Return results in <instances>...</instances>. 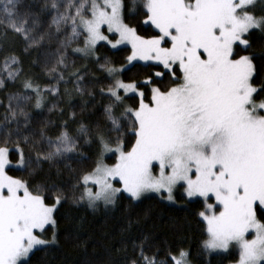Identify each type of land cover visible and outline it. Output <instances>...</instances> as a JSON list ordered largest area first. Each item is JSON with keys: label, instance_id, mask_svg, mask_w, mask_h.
<instances>
[{"label": "snow or ice", "instance_id": "6c2138e0", "mask_svg": "<svg viewBox=\"0 0 264 264\" xmlns=\"http://www.w3.org/2000/svg\"><path fill=\"white\" fill-rule=\"evenodd\" d=\"M258 2L264 4V0H46L37 13L26 9L23 0H0V24L25 41V50L39 48L45 38L60 45L41 54L45 66L55 60L49 71L56 73L57 84L42 90L25 80L24 92L9 95L0 124V264H31L35 251L58 243L54 213L64 198L55 186L33 189L8 175L13 151L8 145L15 146L20 168L35 170L44 161L76 153L81 138L98 150L92 171L78 182L84 189L77 202L86 198L87 206L95 209L98 201L114 205L124 193L133 201L156 194L175 203L174 193L182 189L189 200L198 197L204 202L205 210L198 215L206 225L202 246L206 253L232 249L238 264H264V99H258L264 96V86L254 85L253 57L237 51L238 46H250L248 37L254 30L264 33V15L254 11ZM45 13H50L46 30ZM126 14L143 16V23L155 33L150 38L138 35L125 22ZM105 27L119 36L115 43ZM81 40L83 47L74 52L92 56L101 41L114 49L126 43L132 49L129 64L142 61L160 70L142 82L141 90L120 79L123 68L106 62L112 82L104 115L110 127L97 124L93 131L81 123L73 136L65 122L55 139L46 133V125L40 128L39 139L35 132L25 134L31 124L25 110L28 101L35 98L34 107L41 109L44 93L58 95L64 79L58 69L67 67L62 50ZM18 63L12 56L4 68ZM19 73L16 68L7 79L15 81ZM73 75L83 80V75ZM4 86L0 78V88ZM76 90H81L79 84ZM129 94L138 98L135 106L126 103ZM13 123L16 126L9 127ZM21 144L33 149L34 159L25 156ZM108 154H114L111 165L105 162ZM45 191L54 193L53 203L47 202ZM48 230L52 235L45 238ZM140 255L143 264H157L155 257L144 254L142 245ZM188 256L181 250L178 258L173 257L174 264H190Z\"/></svg>", "mask_w": 264, "mask_h": 264}, {"label": "trees", "instance_id": "16d2710c", "mask_svg": "<svg viewBox=\"0 0 264 264\" xmlns=\"http://www.w3.org/2000/svg\"><path fill=\"white\" fill-rule=\"evenodd\" d=\"M50 3V0H48ZM46 0H23L24 7L33 12H41ZM255 14L264 15V8L256 6ZM45 21L44 29L50 22V13L42 17ZM143 16L134 18L126 14L125 22L137 29V34L150 38L154 33L150 25L143 23ZM54 31V28L52 29ZM63 33H61V39ZM250 46L244 49L238 46L239 55L245 54L253 57L256 66L254 85L257 88L264 86V33L254 30L248 37ZM82 40L73 43L66 50H62L65 56L66 68H59L64 79L59 81V93L56 96L44 93L41 109L34 107L35 98L28 101L26 111L30 113L31 124L24 130L25 134L35 132V139H39V130L46 125V133L55 139L67 122V129L73 136L83 123L89 129L95 131V125L102 128L110 123L104 115L105 107L110 103L107 97V89L111 78L104 67L119 69L127 63L130 49L121 47L115 50L105 44L96 46L95 55L84 57L74 52V48H81ZM60 47L59 42H49L45 38L39 48L26 49L25 41L13 33L4 24H0V78L4 79L5 86L0 88V124H3V116L8 105L10 94L24 92L23 82L31 80L41 89L50 88L57 84L56 73L49 70L55 64L45 66L42 52L46 49L55 51ZM15 56L18 64L4 68L7 58ZM19 68L20 73L15 81L7 79L8 72ZM118 73L125 83H136L143 89L142 82L158 67H148L145 64L133 63L123 68ZM83 75V80H78L77 75ZM79 84L80 91L76 90ZM105 92L102 94L101 89ZM35 97L34 93L28 91ZM133 95L125 97L128 105L135 106L138 98ZM258 99H264L259 96ZM22 121V118H20ZM15 123L9 127H15ZM31 143V141H30ZM130 143V142H129ZM26 157L35 158V152L29 146L21 144ZM8 147L13 149L9 158L11 166L6 169L8 175L20 179L29 184L31 188L37 185L43 188L55 186L63 194L61 204L54 213L57 221L56 245L35 251L31 257V264H143L140 255V246L149 258L155 257L157 264H173L171 256H176L181 250L189 253L191 264H228L235 261L236 253L208 254L203 249V241L207 237L206 226L198 215L203 210L200 200L188 201L178 195L177 199L183 204L170 205L158 197L150 196L139 201H133L130 197L120 194L116 203L112 206L100 207L97 210L90 209L84 202H77L82 194V184L78 183L82 176L91 172L94 167L97 145L79 141L76 153L69 154L68 158L53 162L44 161L39 169H23L19 166V158L15 153L13 144ZM114 155L107 158L108 162H114ZM49 204L54 201V193L45 191ZM264 219V218H262ZM51 226H49L50 228ZM52 235L47 231V238Z\"/></svg>", "mask_w": 264, "mask_h": 264}, {"label": "rangeland", "instance_id": "374dc122", "mask_svg": "<svg viewBox=\"0 0 264 264\" xmlns=\"http://www.w3.org/2000/svg\"><path fill=\"white\" fill-rule=\"evenodd\" d=\"M258 5H260V6H262V7L264 8V4H261V3L258 2L257 6H258ZM103 30L105 31V34L109 37V40H111L113 43H115V41L119 39V36H118L117 34H115V33H108L106 27H105V29H103ZM98 44H105V45H107V46H108L110 49H112V50H115V49H118V48H121V47H127V48L130 49L129 56L131 55V52H132L131 45H130V44H126V43H125V44H119V45L117 46V48H115V49L111 47V44H110V43H107V42H105V41H101V42H99ZM98 44H97V45H98ZM82 47H83V46H82ZM82 47H81V48H82ZM241 47H243V46H241ZM79 54H81V55L84 56V57H90V56H85V55H83L82 53H79ZM242 55H245V54H242ZM133 63H141V64H144V62H142V61H133L131 64H129L128 61H127V63H126L123 67H121V68H126V67L132 65ZM121 94H122V90H121ZM130 95H134V94H129V96H130ZM112 155H114V154H108V156L105 157V162L108 163L109 165H111L112 163H114V162H111V163H110V162L107 161V158L110 157V156H112ZM10 166H11V165H10ZM16 166H18V164H17ZM88 173H89V172H88ZM114 183H116V182H114ZM81 184H82V183H81ZM89 186L92 187V189H93L94 192L96 191V187H95V186H93V185H89ZM116 186H119V185L117 184ZM83 189H84V185L82 184V192H83ZM121 194H124V193H121ZM124 195L127 196V194H124ZM178 195L183 196V197H184L186 200H188V201H192V200H200V201L203 203V210H205V205H204V202H203L202 198H198V197H197V198H193V199L189 200V199L186 197V195L183 193V190H182V189H181V190H178V191H176V192L174 193V196H175V203H171V202L167 201L166 199H164L163 201L166 202V203H168V204H170V205L180 206V205H182L183 203L177 199V196H178ZM150 196L158 197V196H156V194H148V195H146L145 197H142V199H143V198L150 197ZM158 198H159V197H158ZM83 202L87 205V199H86V198H85V200H84ZM210 202L214 203V198H212V199L210 200ZM108 206H112V205H108ZM100 207H106V206L104 205L103 201H98V202H97V206H96V208H95V209L90 208V209H92V210H97V209L100 208ZM203 210H202V211H203ZM201 219H202V218H201ZM202 221H203V220H202ZM203 222H204V221H203ZM204 223H205V222H204ZM205 226H206V225H205ZM206 233H207V232H206ZM45 238H47V237H45ZM206 238H207V237H206ZM249 238H251V234H250ZM183 251L187 252L186 250H183ZM231 252L236 253L235 250L230 249L229 252H215V253H208V254H228V253H231ZM236 255H237V253H236ZM173 257H177V258H178V257H179V254L176 255V256H171L172 263L174 264ZM188 259H189V258H188ZM190 264H191V262H190ZM228 264H238V255H237V258H236L235 261H232V262H230V263H228Z\"/></svg>", "mask_w": 264, "mask_h": 264}]
</instances>
